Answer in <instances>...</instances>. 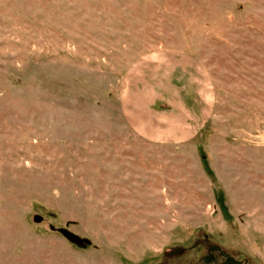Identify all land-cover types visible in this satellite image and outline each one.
<instances>
[{"label":"rangeland","instance_id":"rangeland-1","mask_svg":"<svg viewBox=\"0 0 264 264\" xmlns=\"http://www.w3.org/2000/svg\"><path fill=\"white\" fill-rule=\"evenodd\" d=\"M145 262L264 264V0H0V264Z\"/></svg>","mask_w":264,"mask_h":264},{"label":"water","instance_id":"water-1","mask_svg":"<svg viewBox=\"0 0 264 264\" xmlns=\"http://www.w3.org/2000/svg\"><path fill=\"white\" fill-rule=\"evenodd\" d=\"M61 233L71 242H75L77 244H83L85 242L84 239H81L78 235L70 232L67 229H61Z\"/></svg>","mask_w":264,"mask_h":264},{"label":"trees","instance_id":"trees-1","mask_svg":"<svg viewBox=\"0 0 264 264\" xmlns=\"http://www.w3.org/2000/svg\"><path fill=\"white\" fill-rule=\"evenodd\" d=\"M143 264H146V262H145V263H143Z\"/></svg>","mask_w":264,"mask_h":264}]
</instances>
